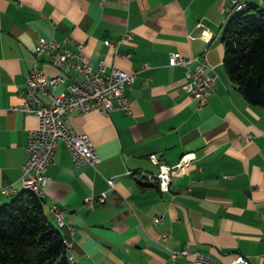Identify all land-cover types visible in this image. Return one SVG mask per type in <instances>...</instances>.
<instances>
[{
  "label": "crops",
  "instance_id": "1",
  "mask_svg": "<svg viewBox=\"0 0 264 264\" xmlns=\"http://www.w3.org/2000/svg\"><path fill=\"white\" fill-rule=\"evenodd\" d=\"M241 2L264 8V0ZM231 5V0H0V188L14 186L0 192V204L23 188L26 132L37 124L34 113L12 108L20 101L24 75L34 64L48 75L67 70L55 67L48 53L34 59L35 40L71 49L80 42L93 70L103 61V72L114 64L135 75L124 88L128 113L114 108L69 114L73 128L91 138L99 161L74 166L56 139L46 168L43 210L73 263L169 264L168 250L186 246L221 264H231L236 254L264 264V105L242 96L222 64L221 31L239 9ZM125 30L132 38L113 56L103 40ZM172 51L202 56L211 67L214 77L202 105L181 87L192 62L168 64ZM185 151L194 152L187 169L159 190L153 178L158 166L150 155L171 164ZM102 191V202L90 207L83 201ZM53 205L62 213L60 224Z\"/></svg>",
  "mask_w": 264,
  "mask_h": 264
},
{
  "label": "built area",
  "instance_id": "2",
  "mask_svg": "<svg viewBox=\"0 0 264 264\" xmlns=\"http://www.w3.org/2000/svg\"><path fill=\"white\" fill-rule=\"evenodd\" d=\"M239 1L231 0V7ZM131 38V32L125 30L120 37L113 40L104 39L103 43L111 48L115 56L118 54V45ZM81 47L80 42H75L74 49H71L68 46L60 47L55 40L36 38L33 47L34 59L48 53L49 61L55 67L67 70L65 73L48 75L34 64L24 75V88L19 93L20 101L12 106L14 110L32 112L37 116L36 126L26 132L25 147L28 156L20 165L19 180L21 185L34 187L39 196H42V189L47 180L46 168L51 162L56 139L63 141L74 166L83 163L94 165L100 159L89 135L86 132L75 130L70 124L71 111L85 112L95 109L101 114H106L114 108L121 109L125 113L130 111L129 100L124 88L133 80L135 71H128L113 64L107 72H103V61H99L97 70H93L90 64L82 58ZM123 54L126 56L129 52ZM188 62H192V66L186 69L185 81L181 87L195 97L197 106H200L205 102L207 86L214 74L202 56L184 58L178 52H169L168 64ZM143 65L147 66L146 63ZM59 86L62 88L55 92ZM193 158V151H185L175 162L167 164L158 162L151 154L150 159L158 166L153 177L157 188L165 190L171 176L185 171ZM105 181L112 186L111 177H106ZM13 187V185L3 186L0 192L6 194ZM105 195L104 191L95 196L86 195L83 201L91 207L95 200L102 202ZM51 209L54 221L60 224L61 211L54 205ZM152 219L158 222L161 215H154ZM167 238L168 230L161 232V239L165 241ZM168 256L169 264H221L210 255L198 249L189 250L186 246L170 248ZM178 256H185L187 260L178 261ZM231 264L255 263L245 255L236 254Z\"/></svg>",
  "mask_w": 264,
  "mask_h": 264
},
{
  "label": "trees",
  "instance_id": "3",
  "mask_svg": "<svg viewBox=\"0 0 264 264\" xmlns=\"http://www.w3.org/2000/svg\"><path fill=\"white\" fill-rule=\"evenodd\" d=\"M220 39L228 78L249 102L264 105V8L233 10ZM0 264H74L41 197L27 188L0 204Z\"/></svg>",
  "mask_w": 264,
  "mask_h": 264
},
{
  "label": "bare ground",
  "instance_id": "4",
  "mask_svg": "<svg viewBox=\"0 0 264 264\" xmlns=\"http://www.w3.org/2000/svg\"><path fill=\"white\" fill-rule=\"evenodd\" d=\"M241 1H243V0H240L239 2H237V4L233 5L232 7H234V6H236L237 8L244 7L245 3L241 2ZM22 187L31 190L35 195H37V197H41V196L38 195V192L36 191V189L34 187H31L29 185H22ZM13 189H14V187L11 190H9V191H12ZM9 191L7 193H9Z\"/></svg>",
  "mask_w": 264,
  "mask_h": 264
}]
</instances>
